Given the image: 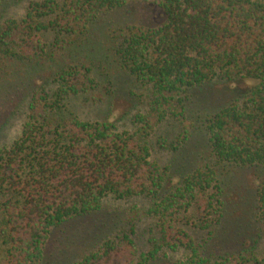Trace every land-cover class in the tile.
<instances>
[{
  "label": "trees",
  "instance_id": "1",
  "mask_svg": "<svg viewBox=\"0 0 264 264\" xmlns=\"http://www.w3.org/2000/svg\"><path fill=\"white\" fill-rule=\"evenodd\" d=\"M19 2L27 5L21 15L0 17V53L26 64L66 52L77 60L60 64L46 88L32 93L20 136L0 146L3 264H57L47 249L54 232L100 213L110 200L133 208L148 202L157 236L152 229L145 251L128 223L69 264H150L180 249L185 255L174 264H264V251L247 236L257 226L251 237L256 244L264 238V0ZM83 41L108 45L111 57L103 62L148 90L137 130L69 110L72 99L97 85L100 62L80 48ZM241 80L253 82L244 95L207 116L187 115L196 112L189 109L191 91ZM21 82H0V103L14 98ZM169 120L180 132L163 139L157 133ZM201 145L187 169L199 153L188 150ZM156 146L171 156L167 164ZM184 168L180 182H172V172ZM244 171L257 174L238 188L250 193L245 202L228 193ZM186 215L195 223L190 230L179 226ZM194 229L209 238L196 244Z\"/></svg>",
  "mask_w": 264,
  "mask_h": 264
},
{
  "label": "rangeland",
  "instance_id": "2",
  "mask_svg": "<svg viewBox=\"0 0 264 264\" xmlns=\"http://www.w3.org/2000/svg\"><path fill=\"white\" fill-rule=\"evenodd\" d=\"M18 0H8L0 3V17H16L21 15L26 8V4L18 3ZM154 15L155 10H150ZM148 16L147 21L150 23ZM120 19V17H119ZM80 48L89 52H93L92 57L95 62H100L95 66V78L96 84L94 90L89 94L82 95L74 98L69 103V110L83 120L89 121H110L114 123L120 131H135L137 130L138 122L136 116L143 115L145 113L146 103L148 101L149 92L136 83V80L129 76L128 73L122 71L119 67L112 65L110 66L107 59L110 60L111 51L108 45L104 43H92L83 44ZM86 46V47H85ZM79 48V49H80ZM99 58L98 60H96ZM75 58L70 52L64 53L62 58H58L55 61H44L41 63H23L3 56L0 53V82L6 83L14 78L20 79V87L14 93V98H8L5 102L0 103V146L9 145L15 139H17L22 131V126L26 120L28 114V106L31 100L32 93L45 87L47 78H51V74L55 68L60 64L74 63ZM101 61L104 63L101 64ZM112 63V62H111ZM37 64V65H36ZM41 65V66H40ZM112 79V80H109ZM109 82L114 85L110 88ZM253 82L241 80L229 84H217L207 88L191 91L189 95H193L191 106L189 109L195 110L194 114H187L189 116L197 117L198 114L207 116L210 111H215L219 106L244 95ZM191 123L193 121H190ZM178 124L174 121L169 120L165 123L162 129L157 133L163 139H172L180 131H178ZM178 131V132H177ZM177 132V133H176ZM204 145L199 147H193L192 150H188L189 154L193 152H199L197 159L190 158L187 169H191L193 164L198 161V157H201V153L204 150ZM156 152L159 155V160L162 163L169 161V156L164 149L156 146ZM189 156V155H188ZM190 157V156H189ZM187 169H181L176 172H172V182L179 183L181 176L186 172ZM239 178L233 183L230 195L239 196L242 195L248 198L251 197L247 191H238L241 185L246 184V179L249 178V182L253 181V176H257L254 171H244L238 173ZM244 180V181H243ZM238 181V182H237ZM174 184V183H172ZM169 187H173V185ZM140 204L133 208L130 204H120L115 201H108L105 204V208L93 216L85 219L80 218L68 222L64 226L57 229L48 244V255L52 260H56L57 264H69L74 261L78 255L85 254L90 251L97 240L105 237L107 234L114 232L118 228L126 227L128 223L134 225L137 230V236L141 241L143 250L147 251L146 243L152 237V229L157 233L159 231L157 227V221L149 213L148 202H139ZM179 225L183 229H191L195 227L194 221L189 215L183 217ZM185 224L187 227H183ZM131 228V227H130ZM256 228V229H255ZM250 227L252 232L249 235H256L257 226ZM198 229H194L191 235L195 240L196 244H201L209 238L208 232L201 233L197 232ZM222 231V230H221ZM88 232V233H86ZM102 233V234H101ZM155 236V237H156ZM221 239L225 240L220 233H217ZM251 238L252 246H256L257 252L261 255L264 251V238L258 240L257 237ZM221 239L212 242V245L221 241ZM160 253V258L151 262L150 264H174L176 260L181 259L185 255L183 249ZM6 254V247L0 240V264H3Z\"/></svg>",
  "mask_w": 264,
  "mask_h": 264
}]
</instances>
